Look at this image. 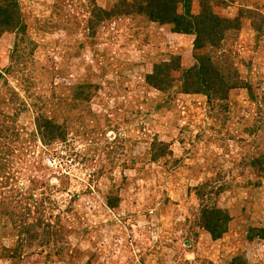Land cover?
Listing matches in <instances>:
<instances>
[{
	"label": "rangeland",
	"instance_id": "rangeland-1",
	"mask_svg": "<svg viewBox=\"0 0 264 264\" xmlns=\"http://www.w3.org/2000/svg\"><path fill=\"white\" fill-rule=\"evenodd\" d=\"M18 3L0 35V264H264V0H191L240 20L202 49L145 0ZM203 56L218 82L186 93ZM204 208L230 219L218 240Z\"/></svg>",
	"mask_w": 264,
	"mask_h": 264
},
{
	"label": "trees",
	"instance_id": "trees-1",
	"mask_svg": "<svg viewBox=\"0 0 264 264\" xmlns=\"http://www.w3.org/2000/svg\"><path fill=\"white\" fill-rule=\"evenodd\" d=\"M147 2L148 10L147 15L154 21L161 23H168L175 25V32L178 33H192L196 35L195 48L202 49L206 46V43H210L211 46L217 44V35L220 32L221 25H232V23L239 20L228 19L218 16L211 11L205 9L202 10L200 15H194L191 12V0H145ZM0 35L7 30H15L19 24V7L18 0H0ZM181 4L183 13H178V5ZM144 12V11H143ZM239 27V26H238ZM210 40V41H207ZM206 57H198L197 65L190 69L188 74L192 77L191 82L197 80L196 86L192 89H187L186 93H202L204 90H208L209 87L216 85L219 79L218 74L215 73L208 65ZM207 76V77H204ZM209 77H211L209 79ZM207 78V79H206ZM215 80V81H213ZM189 82V77L187 79ZM208 84V85H205ZM211 85V86H209ZM205 93V92H204ZM227 92H224L222 97L227 96ZM38 128L41 132H51L55 138H60V135L56 133L57 128L50 120L46 123L38 122ZM62 138V137H61ZM225 213V212H224ZM228 215L223 214L221 209L204 208L202 210V221L204 223L203 228L208 231L214 240H218L222 237L223 233L227 229L229 223Z\"/></svg>",
	"mask_w": 264,
	"mask_h": 264
}]
</instances>
